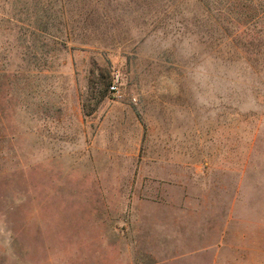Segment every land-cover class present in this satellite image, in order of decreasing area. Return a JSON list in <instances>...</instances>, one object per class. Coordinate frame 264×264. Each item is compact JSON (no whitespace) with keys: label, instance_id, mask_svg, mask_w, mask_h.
<instances>
[{"label":"rangeland","instance_id":"rangeland-1","mask_svg":"<svg viewBox=\"0 0 264 264\" xmlns=\"http://www.w3.org/2000/svg\"><path fill=\"white\" fill-rule=\"evenodd\" d=\"M0 264H264V0H0Z\"/></svg>","mask_w":264,"mask_h":264},{"label":"built area","instance_id":"built-area-1","mask_svg":"<svg viewBox=\"0 0 264 264\" xmlns=\"http://www.w3.org/2000/svg\"><path fill=\"white\" fill-rule=\"evenodd\" d=\"M122 77L121 73L119 71H114L112 74V80L109 85V90L112 92L117 98H122L123 93L121 90V84H122Z\"/></svg>","mask_w":264,"mask_h":264},{"label":"trees","instance_id":"trees-1","mask_svg":"<svg viewBox=\"0 0 264 264\" xmlns=\"http://www.w3.org/2000/svg\"><path fill=\"white\" fill-rule=\"evenodd\" d=\"M255 19V18H254ZM254 19H251V21L249 22V25L253 22H255V20ZM239 22H241V21H239ZM111 83V82H110ZM110 85V84H109Z\"/></svg>","mask_w":264,"mask_h":264}]
</instances>
